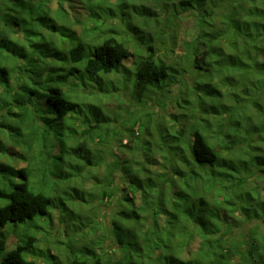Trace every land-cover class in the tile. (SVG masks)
Instances as JSON below:
<instances>
[{
    "label": "trees",
    "instance_id": "16d2710c",
    "mask_svg": "<svg viewBox=\"0 0 264 264\" xmlns=\"http://www.w3.org/2000/svg\"><path fill=\"white\" fill-rule=\"evenodd\" d=\"M50 1L53 15L42 8ZM107 1L0 0V14L6 10L14 24L10 33L2 29L0 42L15 33L14 47H21L28 32L37 34L34 25L51 33L40 44L34 40L38 51L12 55L0 50V111L5 110V117L0 116V168L6 165L0 170V198L7 201L0 204V264H36L24 252L36 250L32 231L39 228L38 221L49 219L55 206L65 208L58 190H77L83 168L104 159L110 163L109 183L96 189L107 204L113 202L107 225L118 254L106 259L83 246L62 264H264V185L253 184L264 181V0H154L155 9L148 4L153 0ZM66 2L83 10L81 33L91 31L90 41L68 25ZM126 8L164 29L177 19L195 18L183 56L190 81L187 74L180 76L189 97L172 98L185 110L181 116L189 114L188 123L162 134L154 149L144 150L146 160L140 163L132 157L120 159L112 149L93 154L90 142H96L97 133L106 135L103 123L108 118L92 104L96 123L82 116L79 90L69 85L80 82L95 93L102 90L103 75L123 72V62L134 54L107 22L129 17ZM138 37L146 49L130 73L134 92L169 93V86L179 81L171 74L173 67L156 52L150 35ZM54 51L65 64L53 63ZM16 56L23 64L37 62L38 73L29 81H23ZM14 72L20 80L16 74L9 80ZM31 97L55 109L63 132L58 123L57 128L48 124V115L29 118L23 115L28 108L13 105ZM50 157L59 158L52 171L44 166ZM19 161L24 165H13ZM115 171L121 182L126 179L123 196L115 197ZM235 233L240 239H231ZM9 237L14 238L10 245ZM195 237L199 242L192 250Z\"/></svg>",
    "mask_w": 264,
    "mask_h": 264
},
{
    "label": "rangeland",
    "instance_id": "374dc122",
    "mask_svg": "<svg viewBox=\"0 0 264 264\" xmlns=\"http://www.w3.org/2000/svg\"><path fill=\"white\" fill-rule=\"evenodd\" d=\"M108 1H110V3L114 2V0ZM135 1L141 2V0ZM142 2L146 4L145 0H142ZM148 4L153 9L158 5L154 0L148 2ZM64 5V9L71 19V22H69L68 25H70L72 30L78 36H82V24L80 22L83 19V10L79 5L77 6L70 2H66ZM40 6H38V9ZM42 8L46 9L51 15H53V1L48 2L45 6H42ZM126 11L129 17H124V20L119 21V19L115 18L114 22H107L111 29L118 31L117 36L122 37L125 40V43L134 54L123 62L125 65L123 72H114L103 75L100 80L102 90H97L95 93L90 92L91 88H88L86 84L80 82H72L69 85L78 88L79 90L76 96L80 97L78 100L81 101L80 108L82 116H89L91 121L96 123L92 119L90 113V105L92 104L99 106L104 115L108 118L106 123H103V127L106 128V135L104 136L102 133H97L95 139L96 142H90L93 154L96 157L101 156L104 154V151L106 152L107 150L110 151L112 149L120 159L132 157L134 158V161L136 160L140 163L145 162L146 160V158H143L144 150L154 149V143L161 138L162 134L175 131L177 128L188 123L189 114L187 117L181 116L185 110L178 107L172 98L176 95L179 96L180 99L189 97L186 85L180 82V76L181 73L187 74L188 72V67L183 59L185 51L184 47L186 41L191 37L190 33L194 28L193 24L195 18L190 16L186 20L183 18L177 19L173 27L164 29L160 24L159 26H155L154 20L148 19L147 21H144V16L136 15L127 8ZM7 20L8 17L5 10L3 14H0V33L2 32V29L7 33H10L13 28L14 24L11 22L10 18L8 21ZM131 27H136L137 29L133 30ZM33 29L37 31V38L35 37L37 34L28 32L27 38L21 39V47L16 45V47H14L17 34L13 33L4 43L0 42V50L2 49L5 52L10 51L12 55L14 54L13 51L17 53L19 50L27 52L34 51L35 49V51H38V48H35L34 40L38 41V44H40L48 39L51 33L43 26L34 25ZM134 31H136V33ZM86 34L93 35V33L91 34V31ZM87 35H83L82 37L86 41H90L89 39L91 36L87 38ZM148 35H150L151 41L156 47V52L163 55L165 61L170 62L173 67L171 74L179 81L173 82L169 86V93L161 94L152 89H148L138 96L133 90L130 73L134 71L133 65L137 60V55L139 53H144L146 49L145 42H143L138 36L143 37V40H145ZM22 36L23 32L19 31L18 37ZM53 38H55L56 41V38H59V35H53ZM75 41L76 40H74L73 43ZM49 46L51 49L50 51H53L52 42L49 43ZM91 48H89V50ZM17 57L18 56L13 59H15L14 61L19 62V67L22 68L21 70L23 74H25V76H23V81H29L31 76L38 73V70L36 69V66H38L37 62L23 64V61ZM58 57H60L59 54L54 51L53 63L59 66L65 64L64 62L62 63V60ZM50 58L51 57H49V60H52V58ZM0 61L2 62V60ZM15 74L16 73L14 72L13 75L9 76V80H13ZM16 76H18L17 80H20L21 76L19 74H16ZM186 76L190 81L188 74ZM76 85H78V87H76ZM14 90H16V87H14L12 91ZM24 100H20L17 104L13 103L14 106L21 108V110L28 108V110H31L32 112L25 111L23 115L31 118L38 114H46L49 117L50 123L48 124H50L52 128L53 123L55 128H57L58 123L60 128L57 129H60L62 132L65 130V127L61 124V119L57 116L55 109H53L52 112L51 109L47 107V102L44 104L34 97H31L30 101L27 98ZM21 101L26 103V105H22L24 103H21ZM33 109L35 110L33 111ZM17 110L18 109H16V111ZM3 115L5 117L4 109L0 111V116ZM80 121L81 118H78L76 124H80ZM48 124L45 123L42 125L48 128ZM81 127L80 124L79 128ZM53 134L57 135L59 133L54 131ZM93 136L94 135H92V137ZM62 137L65 138V136ZM78 139H82V136L79 135ZM163 150L167 151V147ZM109 158H113V156L109 155ZM50 159L51 162L48 164L45 163L44 166L49 167V169H51L50 171H52L59 158L50 157ZM52 159L54 160V164ZM15 164L16 166L24 165V163L20 161L17 163L14 162L13 165ZM151 166L154 169L159 168L158 163H154ZM4 167H6V165L2 166L0 170L4 169ZM82 171V175L77 178L75 184L77 190L68 187H63L61 190H58V194L64 201L65 208L55 206L53 207V210H51V217L49 219H40L38 221L39 228L37 230L33 229L32 231L33 233L35 231L36 235V240L34 241V247H36V250L34 249L35 251H33L32 249L30 252H24L27 259L30 260L34 258L36 264H62L66 262L67 258L72 257L74 254H79L83 246L93 248L106 259L117 256L118 250L115 249L116 246L112 240L109 231L110 228L107 225L109 218L108 214L109 211H111V208H113V202L107 204L106 200L101 198L100 192L97 191L98 189H96V186H99L101 189V187L107 186L109 183L111 174L109 160H101L98 166H87V168H83ZM114 173L116 184L112 187L114 188L115 197L123 196L127 191L125 185L126 179L121 182L119 179L120 172L115 171ZM51 175L52 176L49 177L53 180V172ZM253 184L261 185V187H263L264 181L258 179L254 181ZM62 189H66L69 193L62 192ZM260 195L264 198L263 191ZM134 198L138 204L139 199H137L136 196H134ZM6 202L7 201L4 198H0V204H5ZM245 228L246 227H243L244 230ZM228 236L229 234H227V237ZM231 239L237 240L240 238H237V234L235 233V237H232ZM13 241L14 238L9 237V245ZM198 242V237H195L192 240V250L197 247ZM46 253L48 254V257H46Z\"/></svg>",
    "mask_w": 264,
    "mask_h": 264
}]
</instances>
